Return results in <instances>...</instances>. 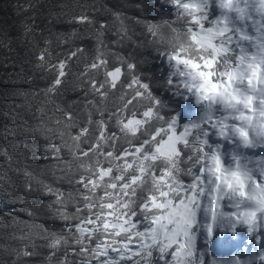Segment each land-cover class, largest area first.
Listing matches in <instances>:
<instances>
[{"label": "snow or ice", "instance_id": "6c2138e0", "mask_svg": "<svg viewBox=\"0 0 264 264\" xmlns=\"http://www.w3.org/2000/svg\"><path fill=\"white\" fill-rule=\"evenodd\" d=\"M172 2L188 13L206 0ZM259 3L264 10V0ZM221 6L228 5L221 0ZM16 10L23 19L7 27L0 24V51L6 61L20 66L9 74L18 82L9 94L25 101L3 109L9 119L0 123V264L194 262L195 195L172 198V181L183 159L190 158L187 145L211 140L209 128L222 137L231 128L245 148L257 146L249 129L264 140V21L237 35L227 26L207 24L201 29H207L204 37L191 33L194 42L207 39L213 50L206 66L217 55L234 50L239 55L237 66L221 73L226 78L219 84L222 91L197 95V103L208 101L203 118L186 121L178 101L160 110L156 77L141 69L153 53L180 63L178 53L167 51L169 37L158 31L170 21L152 22L168 11L164 5L157 10L145 0H28ZM222 19L227 25V17ZM145 29L151 41L143 36ZM217 32L224 41L219 48L208 35ZM146 47L152 51L143 55ZM168 75L171 87L176 73ZM180 75L195 79L191 73ZM245 78L247 91L233 87ZM181 83L191 91L190 81ZM202 87L196 86V92ZM256 93L259 109L254 107ZM143 100L147 106H138ZM217 102L232 110V120L244 123L216 121ZM124 136L139 139L122 142ZM233 159L241 157L234 152ZM210 160L215 168L196 169L199 175L190 185L194 193L208 195L205 247L210 253L214 247L237 250L211 264H262L264 157L258 161L260 179L238 163L228 173L233 179L223 180L217 175L222 173L219 154ZM148 184L155 193L144 191ZM137 210L151 215L141 217ZM141 219L146 221L143 228L137 223ZM221 233L224 237L218 239ZM203 259L201 251V264Z\"/></svg>", "mask_w": 264, "mask_h": 264}, {"label": "clouds", "instance_id": "9594fccd", "mask_svg": "<svg viewBox=\"0 0 264 264\" xmlns=\"http://www.w3.org/2000/svg\"><path fill=\"white\" fill-rule=\"evenodd\" d=\"M123 2V0H121ZM151 3L156 9H159L161 5H164L168 11L163 17L157 15L152 21L153 23H160L161 20L170 21L169 24H161L160 30L165 33L169 39L168 43L170 47L168 52L175 51L178 53V59L180 63L177 64L176 61L169 62L167 56L158 57L155 53L152 54L149 64H142L141 69H147L148 75H154L156 77V82L153 84L156 92L159 93V98L162 100L161 111L168 107H175V104L171 101H178L182 105L184 111L185 120L200 121L203 118L205 112V106L208 101H203L197 103V95H207L209 97L213 96L215 93L222 91L219 87V84L222 81H225L226 78L221 75L227 69H232L237 66L236 57L239 55L238 50L230 51L227 54L217 55L210 66H206L205 60L213 59V50L207 46V39H199L197 42H194L192 39V32L200 34L201 37H204L207 34V29H204V32H201L202 27L207 24L213 28H222L227 26L232 35H237L238 30L245 28H252L253 22L255 25H261V21H264V10H261L259 0H224V3L227 4V7L221 6V0H206L204 6L200 9H188V13L185 12L183 8L177 7L173 4L172 0H145V3ZM193 0H181V3L190 4ZM130 8L134 7L129 5ZM195 17V20L193 19ZM227 17V25L222 19ZM217 19L220 20V24L217 25ZM212 36V42L219 48L223 43L222 37L219 33L208 34ZM143 36L147 37L151 41L152 37L148 35L147 30L143 32ZM151 48L141 49L143 55H148L151 52ZM255 51V50H253ZM157 61L155 65L151 61ZM191 61V63H188ZM242 68L244 66H241ZM178 69V71H177ZM175 72L176 78L173 81L172 86L170 87L167 83L169 79V72ZM180 73H191L195 76V79H192L188 75L181 76ZM203 74V75H201ZM131 75V73H129ZM181 81H190L193 85L191 91L184 87ZM216 84L217 88L212 89V85ZM203 85L200 89V92H196V86ZM233 87L238 88L244 91L248 89L247 79L243 82L239 80L233 82ZM258 87H260L258 85ZM207 89V91H205ZM180 92L181 96H187L188 100H182L180 96H177L176 93ZM256 99L254 102V107L259 109V94L256 93ZM190 101V104H189ZM187 102V104L183 103ZM117 103H120L118 100ZM148 101H138V106L146 107ZM242 107V105L240 106ZM186 109V111H185ZM247 113V110H245ZM232 110L225 109V107L216 103L213 106V118L216 121H224L225 124L231 125H242L244 122L239 120H232L230 118ZM258 115V113H257ZM264 120V117H261ZM206 123V120L204 121ZM151 130V125L148 130H144L143 134L148 135V132ZM211 140H208L207 137H204L206 141L205 144L194 145L188 144L186 150H191L190 158L185 157L182 161L180 170L175 173V177L172 181L175 186L173 192L170 194L172 198H175L176 195H179L181 199L191 198L195 195V203L192 205L193 211L196 212L197 223L193 228V234L196 235V248H195V259L189 261V264H201L200 253L204 252L203 264H211L213 259L219 258H229L234 254H237L236 249L231 248H221L214 247L209 252L208 248L205 247V242L207 236L204 232L203 225L209 222V218L204 211V206L208 203L207 193L201 195L199 191L193 192L190 187L191 183L194 181V178L199 175L196 169L201 166H207L215 168L214 162L210 160V156L213 153H218L221 160V175L223 180H232L233 178L228 175L231 171L237 168V165L241 167H247L251 170L253 177L260 179V168L261 165L258 163L261 157H264V140L259 139L254 134L251 133L256 147L245 148L241 145V141L238 136L233 135L231 128L226 129V135L220 136L218 129H207ZM122 142L130 143L133 139H139V137H129L124 136L121 138ZM240 155L241 159L239 161L233 159V153ZM251 157L252 159H248ZM163 163V162H162ZM187 165V169H192L188 171L183 167ZM167 166V165H165ZM213 180H215V175H213ZM180 189V191H176ZM145 192L155 193L156 188L152 184H148L144 188ZM166 199V198H165ZM228 201H224V204L227 205ZM138 211V214L143 217L144 215H151L147 213H141ZM155 214V213H152ZM137 223L143 228L146 224V221L143 219L138 220ZM224 234L221 233L218 236V239H223ZM264 264V262H262Z\"/></svg>", "mask_w": 264, "mask_h": 264}, {"label": "trees", "instance_id": "16d2710c", "mask_svg": "<svg viewBox=\"0 0 264 264\" xmlns=\"http://www.w3.org/2000/svg\"><path fill=\"white\" fill-rule=\"evenodd\" d=\"M27 2L28 0H0V24H3L5 27H7L8 25L18 23L21 19H23L22 15L17 14L16 9L18 5H25ZM106 2L110 3L111 0H106ZM8 55L11 56L12 54L8 53ZM151 63L155 65L157 61L153 60ZM19 71L20 66H13L11 60L6 61L4 59V52L0 51V123L9 119V117L3 115V109L10 108L13 104L25 103L23 97H14L9 94L18 83L15 81L14 76L9 78V74H14ZM22 86L26 87V85ZM183 103L187 104V102ZM180 114L184 115L182 108L180 109Z\"/></svg>", "mask_w": 264, "mask_h": 264}]
</instances>
